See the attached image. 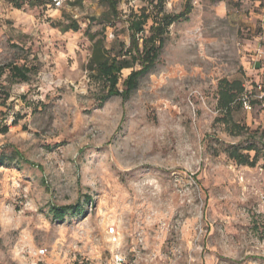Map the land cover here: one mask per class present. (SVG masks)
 I'll list each match as a JSON object with an SVG mask.
<instances>
[{
  "label": "rangeland",
  "instance_id": "374dc122",
  "mask_svg": "<svg viewBox=\"0 0 264 264\" xmlns=\"http://www.w3.org/2000/svg\"><path fill=\"white\" fill-rule=\"evenodd\" d=\"M253 1L191 0L130 96L101 101L87 33L113 54L129 45L128 14L156 15V2L118 0L105 24L100 0H0V154L26 159L0 166V264H264V103L252 68L264 13ZM71 20L78 30L62 31ZM23 63L29 78L11 77ZM234 81L250 109L241 92L219 104ZM52 205L81 209L59 222Z\"/></svg>",
  "mask_w": 264,
  "mask_h": 264
},
{
  "label": "trees",
  "instance_id": "16d2710c",
  "mask_svg": "<svg viewBox=\"0 0 264 264\" xmlns=\"http://www.w3.org/2000/svg\"><path fill=\"white\" fill-rule=\"evenodd\" d=\"M26 1L30 5H38L46 2V0ZM100 1L108 9L98 17V20L106 24L110 21V15L118 16V0ZM146 1L150 4L153 1L156 2V5H158L156 15L151 16L149 12H146V7H142L139 13L131 12L128 14L126 21L129 31V45L127 47H121L117 52L110 54V49L106 47L104 35L97 37L96 33H87L91 41V53L86 68L93 71V76L100 79L104 84L106 92L101 96V101L110 96H120L123 100L130 96L131 92L136 89L139 79L155 66L164 45L169 25L178 20L187 19V14L191 9V0H185L184 9L178 13L164 11L165 0ZM48 3L51 5L49 0ZM15 6L19 7L20 3H16ZM148 19H151V24L148 27V33L145 34L144 26ZM78 28V23L75 20H71L60 26L62 31H76ZM136 65L137 67H135ZM33 68V65L27 66L24 63L22 65L10 64L9 74L14 79L26 81L29 78V72L34 70ZM123 69H129V72L125 76L121 73ZM2 72L3 67L0 66V75ZM242 91L243 87L239 81L227 83L225 86L223 85L219 89V104L225 109H228V106L236 99L237 94L242 93ZM6 127L7 125H3L0 132H5ZM250 149H252L251 146L246 147V150ZM229 156L237 163L248 164L249 155L243 153L235 146L231 147ZM14 158L26 161L22 154L13 148L7 155L0 154V166H6L8 163L6 160H12ZM85 200L90 201V196L86 195ZM80 209V205H52L50 211L52 217L61 222L68 212H77Z\"/></svg>",
  "mask_w": 264,
  "mask_h": 264
},
{
  "label": "built area",
  "instance_id": "2783aa9c",
  "mask_svg": "<svg viewBox=\"0 0 264 264\" xmlns=\"http://www.w3.org/2000/svg\"><path fill=\"white\" fill-rule=\"evenodd\" d=\"M51 5L53 7H61L65 0H49ZM242 2H246L249 0H239ZM260 7L262 9V11L264 12V2L260 3ZM253 88L255 90L254 97H256L257 99H259V101H262L264 103V79L260 80V81H255V85H253ZM238 103L244 108V109H250L251 108V92L247 89H245L242 93H240V95L237 98ZM113 230V229H112ZM40 253H43L44 250L40 249L39 251ZM118 261H120V258H118Z\"/></svg>",
  "mask_w": 264,
  "mask_h": 264
},
{
  "label": "crops",
  "instance_id": "0c3cea01",
  "mask_svg": "<svg viewBox=\"0 0 264 264\" xmlns=\"http://www.w3.org/2000/svg\"><path fill=\"white\" fill-rule=\"evenodd\" d=\"M246 2H248V1H246ZM263 2H264V0L263 1L262 0H254L253 1L255 6H260V3H263ZM252 68L253 69L256 68L255 69V73H256L255 81L263 80L264 79V50H260L259 54L257 56L256 55L253 56V67Z\"/></svg>",
  "mask_w": 264,
  "mask_h": 264
}]
</instances>
